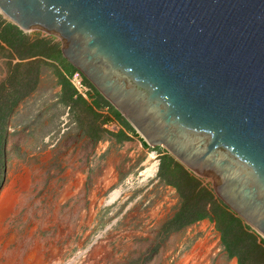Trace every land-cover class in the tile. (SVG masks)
Listing matches in <instances>:
<instances>
[{"label": "water", "instance_id": "1", "mask_svg": "<svg viewBox=\"0 0 264 264\" xmlns=\"http://www.w3.org/2000/svg\"><path fill=\"white\" fill-rule=\"evenodd\" d=\"M150 148H162L264 239V0H0Z\"/></svg>", "mask_w": 264, "mask_h": 264}, {"label": "rangeland", "instance_id": "2", "mask_svg": "<svg viewBox=\"0 0 264 264\" xmlns=\"http://www.w3.org/2000/svg\"><path fill=\"white\" fill-rule=\"evenodd\" d=\"M28 35L61 46L40 31ZM18 62L0 49V84ZM40 76L7 124L0 264H238L210 219L171 224L182 199L158 178L164 149L130 132L121 139L117 122L94 132L82 107L55 100L54 65H42ZM194 176L213 190L212 179Z\"/></svg>", "mask_w": 264, "mask_h": 264}, {"label": "trees", "instance_id": "3", "mask_svg": "<svg viewBox=\"0 0 264 264\" xmlns=\"http://www.w3.org/2000/svg\"><path fill=\"white\" fill-rule=\"evenodd\" d=\"M7 48L19 62L10 64L9 73L0 84V180L5 166V145L7 124L16 107L27 99L37 88L41 66L47 61L58 63L62 71H57L62 86V100L74 107H82L83 112L93 119L91 129L98 132L100 127L112 122L121 125L118 137L128 140L127 132L139 137L124 117L86 80L94 90L89 103L79 96L69 78L77 71L62 56L59 47L50 41L31 38L0 14V49ZM108 108L109 114L99 111ZM143 141V140H142ZM145 147L149 148L143 141ZM158 178L177 190L182 206L171 224L182 229L195 222L210 219L221 233L222 242L230 257L238 264H264V239L237 217L213 190L202 188L193 173L189 172L170 154L163 150L159 158Z\"/></svg>", "mask_w": 264, "mask_h": 264}, {"label": "built area", "instance_id": "4", "mask_svg": "<svg viewBox=\"0 0 264 264\" xmlns=\"http://www.w3.org/2000/svg\"><path fill=\"white\" fill-rule=\"evenodd\" d=\"M69 80L79 96L84 99H89L91 97L93 89L86 84L85 77L79 71H76Z\"/></svg>", "mask_w": 264, "mask_h": 264}, {"label": "crops", "instance_id": "5", "mask_svg": "<svg viewBox=\"0 0 264 264\" xmlns=\"http://www.w3.org/2000/svg\"><path fill=\"white\" fill-rule=\"evenodd\" d=\"M25 34H27L28 35V33H25ZM29 36V35H28ZM40 38H42V37H40ZM37 38H35V39H33V38H31V40L32 41H35ZM56 46V45H55ZM60 48V50H61V46L59 47ZM47 63H52L53 65H54V67H55V70L56 71H62V68L60 67V65L58 64V63H53V62H50V61H47ZM59 79V78H58ZM57 78H56V80H58ZM41 83H42V77L40 76V78H39V83H38V86H37V88H36V90L35 91H37V89H39L40 87H41ZM60 88H59V90L57 91L58 92V99H57V92L55 93V96H54V98H55V100H62V86L60 85L59 86ZM34 91V92H35ZM33 92V93H34ZM94 90H93V92H92V95H91V97L92 96H94ZM30 96H34V94H31ZM29 96V97H30ZM91 97L89 98V99H86L89 103L92 101L91 100ZM108 108H105L104 110H101V111H99V113H101V114H107L108 115V112H105L106 110H107ZM114 122H112V123H110V124H113ZM121 126V125H120ZM121 129H123L122 127H121ZM127 135L128 136H130L128 133H127Z\"/></svg>", "mask_w": 264, "mask_h": 264}, {"label": "bare ground", "instance_id": "6", "mask_svg": "<svg viewBox=\"0 0 264 264\" xmlns=\"http://www.w3.org/2000/svg\"><path fill=\"white\" fill-rule=\"evenodd\" d=\"M7 212V211H6ZM5 213L4 212H2L1 214H0V219H2L5 215H4ZM32 258V257H31ZM35 259V258H34ZM26 262V261H25Z\"/></svg>", "mask_w": 264, "mask_h": 264}]
</instances>
